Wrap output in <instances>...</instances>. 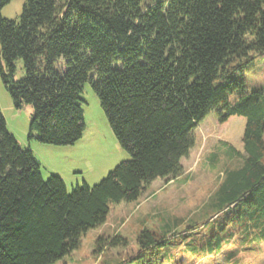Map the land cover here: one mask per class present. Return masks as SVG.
Returning <instances> with one entry per match:
<instances>
[{"label": "trees", "instance_id": "trees-1", "mask_svg": "<svg viewBox=\"0 0 264 264\" xmlns=\"http://www.w3.org/2000/svg\"><path fill=\"white\" fill-rule=\"evenodd\" d=\"M12 1L0 0V76L16 109L33 107L30 139L80 140L89 82L131 158L99 184L69 192L59 175L43 178L0 108V264L62 263L113 208L183 174L194 131L212 112L222 124L246 119L244 154L224 171L204 222L220 217L222 231L232 228L238 239L245 232L243 243L260 229L263 238L264 91L249 90L240 72L264 57V0H27L20 19L8 20L1 12ZM173 231L170 224L143 228L127 264H166ZM107 245L129 247L120 236ZM223 246L218 233L201 245L203 253Z\"/></svg>", "mask_w": 264, "mask_h": 264}, {"label": "rangeland", "instance_id": "rangeland-1", "mask_svg": "<svg viewBox=\"0 0 264 264\" xmlns=\"http://www.w3.org/2000/svg\"><path fill=\"white\" fill-rule=\"evenodd\" d=\"M26 1L13 0L2 9V17L19 20ZM16 67L15 79L20 80L25 76L23 62L18 60ZM240 74L249 90L264 91V57L254 56ZM82 99L86 125L82 138L73 145H45L29 137L33 107L25 105L16 109L0 76V108L9 131L22 149L33 152L43 178L59 175L69 192L84 184L90 187L99 184L119 164L131 158L115 137L89 82L83 86ZM245 126L243 117H232L222 124L217 113L212 112L194 131L195 145L182 160L180 177L158 179L138 201L113 208L107 223L87 233L80 249L58 264H127L137 251L135 240L139 232L143 228L160 231L164 224H170L173 232H178L169 239L172 243L166 247V264H264V236L260 238L263 230H259L255 240L243 243L245 232L242 230L238 239L232 228L222 231L224 223L220 217L214 222H204L224 171L238 167L243 161ZM229 147L240 156L231 155ZM215 233L224 237L221 253H203L201 245ZM116 236L124 238L129 247H109L107 242ZM99 238L101 245L97 244Z\"/></svg>", "mask_w": 264, "mask_h": 264}]
</instances>
